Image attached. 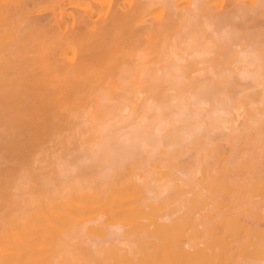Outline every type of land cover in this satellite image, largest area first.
I'll return each mask as SVG.
<instances>
[{"label":"bare ground","instance_id":"1","mask_svg":"<svg viewBox=\"0 0 264 264\" xmlns=\"http://www.w3.org/2000/svg\"><path fill=\"white\" fill-rule=\"evenodd\" d=\"M174 4L0 0V264H264V129L169 127L166 158L83 162L167 103L148 77L192 14ZM205 23L257 33L264 0H199Z\"/></svg>","mask_w":264,"mask_h":264},{"label":"clouds","instance_id":"2","mask_svg":"<svg viewBox=\"0 0 264 264\" xmlns=\"http://www.w3.org/2000/svg\"><path fill=\"white\" fill-rule=\"evenodd\" d=\"M175 17L179 11L174 0ZM199 0H193L192 14H186L174 32L162 35L160 62L149 74L153 84L167 86V103L151 104L156 118L151 127L142 120L132 138H118L100 154L84 163L101 166L110 174L131 151H138L148 161L166 158L176 144L164 142L169 127L181 126V143H190L209 133L230 132L242 122L249 128L264 129V30L241 33L226 27L217 31L207 23L196 25ZM195 64L196 71L190 70ZM169 113V120L161 119ZM211 130V131H209Z\"/></svg>","mask_w":264,"mask_h":264}]
</instances>
